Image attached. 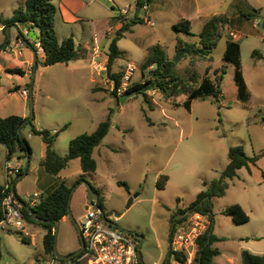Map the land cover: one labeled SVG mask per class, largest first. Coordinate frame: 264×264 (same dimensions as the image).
<instances>
[{"label": "rangeland", "instance_id": "obj_1", "mask_svg": "<svg viewBox=\"0 0 264 264\" xmlns=\"http://www.w3.org/2000/svg\"><path fill=\"white\" fill-rule=\"evenodd\" d=\"M51 1L56 7L54 27L58 39L72 35L84 56L53 65H43L38 57L27 78L32 88L27 102L28 117L34 116L32 123L38 128L58 131L54 148L64 154L71 138L92 132L110 116L108 133L93 151L97 163L94 172H83L76 158L57 176L47 174L39 164L44 146L41 137L31 132L29 123L20 128L32 150L28 171L21 177L25 189L30 194L39 189L45 195L59 180L71 186L69 209L73 220L69 216L60 219L53 229L57 252L68 254L80 246L75 222L82 219L88 201L84 190L89 183L100 192V204L107 216L119 213L115 221L119 227L143 235L142 263L162 264L172 215L203 189V180L220 175L228 162L229 147L240 144L248 156L258 159L250 170L238 169L237 176L228 180L223 196L212 198V232L219 237L213 243L219 249L214 264H242L243 250L264 254V0H151L146 3L148 10L141 8L138 12L136 0H69L67 7H60V0ZM122 8L128 9L125 15L119 12ZM254 9L257 14L247 18L245 15ZM213 15H225L228 23L218 28L210 59L181 48L185 51L172 65V71L192 84H199L204 76L214 81L221 74L219 96L194 98L191 108L186 109L182 102L187 92L165 98L158 89L147 85L143 91L149 101L142 92L129 96L124 103L117 100L110 73L125 71L131 64L135 69L129 84L147 79V71L152 67L144 70L143 76L141 63L152 46L158 45L163 56L172 60L179 50L177 39L197 41L203 24ZM134 16L142 21L118 39L117 46L125 57L117 58L108 74L107 50L116 23ZM145 16H149V21H143ZM182 18L190 20L192 34L173 31L172 25ZM106 29L109 35L97 44L104 57L99 52L102 59L95 58L105 69L91 66V76L97 74L90 81V61L85 54L91 38H99ZM36 30L39 35V29ZM229 38L240 42L242 72L249 92L246 100L238 97L233 64L223 59ZM14 77L1 78L0 87L10 86ZM5 97L11 100L9 113L14 104L22 106L19 94ZM184 144L190 149L185 150ZM9 159L23 168L27 163L18 151ZM38 174L48 175L54 184L35 185L33 178ZM160 174L169 176L163 189L155 184ZM118 180L124 181L127 189L118 185ZM20 197L30 202L28 195ZM233 203L246 209L249 221L237 224L221 213ZM25 230L27 235L16 229H0V264H72L53 261L43 252L42 226L26 223Z\"/></svg>", "mask_w": 264, "mask_h": 264}, {"label": "trees", "instance_id": "obj_2", "mask_svg": "<svg viewBox=\"0 0 264 264\" xmlns=\"http://www.w3.org/2000/svg\"><path fill=\"white\" fill-rule=\"evenodd\" d=\"M151 0H136L135 7L137 12L143 8L146 3ZM56 7L51 0H25L22 7L15 9L13 15L9 18H1L0 24L2 30L5 31L6 27L12 24H20L28 29L38 28L40 31L38 41L43 50V65H53L56 63H67L71 60H76L84 56V54L75 46V42L72 36H68L62 40H59L54 27V15ZM257 9L249 12L245 16L247 18L256 15ZM120 16L119 18H121ZM142 21L138 16H134L131 19L121 20V25L116 29L115 35L111 38L108 50H107V62L106 69L108 74L111 71V66L117 58H124V51H121L117 46V41L124 33L131 30L132 25ZM144 21V20H143ZM228 23V18L225 15H213L208 18L202 26L201 31L198 33V40L195 42H182L177 39L176 49L184 48L192 54L198 55V57L210 59L211 50L216 46L218 28ZM174 32H183L186 34H192L191 22L187 18H182L180 21L172 25ZM23 37L24 41H28L29 46L35 50V46L30 39H26L23 33L17 35ZM8 41L6 42V44ZM257 51H254V54ZM225 61L231 62L234 66V81L237 86L238 97L241 100H246L248 97V88L243 76L241 66V53H240V42L236 39L229 38L226 41V47L223 54ZM172 60L166 59L160 47L158 45L152 46L149 53L141 63V73L145 76L144 70L149 67L147 71L148 78L142 81H136L128 84L122 94L129 91L134 93L142 92L145 100L147 93L143 89L147 85H152L155 89H158L165 98L175 97L183 92H187L186 99L182 102V105L186 109L191 108V103L194 98L202 97L205 95H214L215 97L221 94L219 86V78L212 81L210 78L202 77L199 84H192L190 80L184 79L177 76L172 71ZM9 72H20L19 68L8 69ZM125 71L116 73H110V78L114 81L113 94L119 101L121 94L117 93V88L122 82V78ZM30 86V84H29ZM32 116L26 123L31 124V132L39 135L45 145L44 156L40 160V165L50 175L57 176L62 169H64L68 162L72 159H79L80 167L83 172H93L96 170L97 163L93 157V151L98 146L102 139L108 133L110 127V116L100 121L96 128L88 133H80L75 137L71 138L68 142L67 151L64 154L58 153L54 148V142L58 131L52 132L47 128L37 129L32 124ZM24 120L19 115H0V143L4 144L7 153L6 158L9 159L13 153L19 151L20 156L30 157L31 148L28 141L19 135L17 128ZM64 125L63 127H65ZM228 162L222 169L220 175L217 178L211 179L209 182H204L205 186L200 192H198L193 201H191L185 207H178L173 215L178 213H185L187 210L199 211L208 216L209 224L205 231L198 237L199 251L193 264H213V258L219 254V249L213 247L212 244L219 238L211 232L208 235V231L212 225V198L221 197L224 195L227 187L228 180L237 176L238 169L242 167L250 168V165H255L258 157L248 156L243 149V146L233 145L228 149ZM28 165L20 171V174L27 173ZM250 170V169H249ZM168 181L166 174H160L155 182L156 187L163 189ZM119 185L127 187L124 181L118 180ZM94 190H96L93 187ZM4 190L3 184H0V200L2 197V191ZM71 186L68 185L64 180L59 181L54 185L53 189L47 193L41 195L40 200L37 204L31 206L27 203L33 211L36 212V216L46 220L41 222L31 218L27 210L22 207V213L27 223H34L42 226L45 229V233L42 237L43 252L51 256L56 262H69L72 264H81L78 260L80 254L74 258L68 260L56 259L53 254V241H54V230L55 221L60 220L63 216L67 215V201ZM98 192V190H96ZM6 192L12 193L11 186L6 189ZM16 195V194H15ZM17 198H20L16 195ZM23 200V199H22ZM24 201V200H23ZM178 201V200H177ZM100 204V198L98 200ZM101 205V204H100ZM221 213L229 216L234 223L240 224L245 223L249 220V215L243 209L239 203H233L221 210ZM173 215L170 219L173 218ZM1 218V214H0ZM184 217L176 220V223L181 222ZM23 238V237H22ZM1 239V238H0ZM25 240V238H23ZM199 252L201 255L199 256ZM176 259L184 258L181 253L175 252ZM242 264H264V254H255L247 250L241 252ZM166 264H169L167 262Z\"/></svg>", "mask_w": 264, "mask_h": 264}, {"label": "built area", "instance_id": "obj_3", "mask_svg": "<svg viewBox=\"0 0 264 264\" xmlns=\"http://www.w3.org/2000/svg\"><path fill=\"white\" fill-rule=\"evenodd\" d=\"M143 9L148 10V4H145ZM119 12L125 15L128 9L122 8ZM144 21H149V16H145ZM255 23L257 22L255 21ZM25 37L28 38L27 33ZM33 44L42 49L39 41L34 40ZM25 46L23 37L18 36L7 44V48L13 54H20ZM97 66L105 69L104 64L97 63ZM134 69L135 66L131 64L126 67L122 82L117 88L118 94L126 89ZM29 93L28 88H26L20 92V95L28 97ZM22 169L23 167L13 165L9 160L5 161L4 190L0 200V229L3 231L16 229L27 235L28 232L25 230L27 222L21 210L22 206L15 200L12 193L6 192L15 178L21 175ZM41 195V192L30 194L28 196L30 198L29 204L31 206L37 204ZM184 216L185 218L181 222L174 224L169 238L168 246L173 254L167 261L169 264H193L199 251L198 237L209 224L208 216L199 211L187 210L182 217ZM106 217L109 221L103 219L101 212L95 208L92 201H87L82 219L77 223L83 241L78 257L81 264H143L139 254L137 234L119 227L115 223L117 217L114 215H106ZM175 252L181 253L184 258L176 259ZM53 261L56 260L53 259Z\"/></svg>", "mask_w": 264, "mask_h": 264}, {"label": "crops", "instance_id": "obj_4", "mask_svg": "<svg viewBox=\"0 0 264 264\" xmlns=\"http://www.w3.org/2000/svg\"><path fill=\"white\" fill-rule=\"evenodd\" d=\"M24 3H25V0H0V17L1 18H9V17H11L13 15L15 9H17L19 7H22L24 5ZM68 3H69V0H60V7H67ZM16 25L18 26V28L21 31V33H23L24 37H25L26 33L29 30H33V32L36 35V38L38 39L39 35L36 34V31H37L36 29L37 28L28 29L27 27H25L23 25H20V24H16ZM120 25H121V22L118 21L116 23V29ZM108 29H106L105 32H103L102 35H100L99 38L97 36H94V38H91V42L92 43H90L89 50L87 49V51H86L87 54H85V56L90 61V64H89L90 65V79H89L90 81H91V79L94 81L95 77H96V74H97V73H92L93 75L91 76V70H93V68L91 69V66L93 67L94 64L97 65V62L95 61V58L99 57V59H102V58H100L101 57L100 53L103 54V57H104V54H105L102 50H100V48L98 49L97 44L101 42L102 37H106L107 35H109L108 34L109 33ZM107 31H108V33H107ZM17 35H18V33L16 32V30L14 28H10L9 29V39L7 40V34H6L5 31L2 30V25L0 24V79L1 78L10 79L8 77L17 76V78H15V77L13 78L12 84L10 86L6 87L5 89L0 87V115L1 116H7V115L14 114V115H19V116H21L23 118H26V117H28L27 102H28L29 97H30L31 92H32V88H31V86H29L27 78L30 77V75H31V73H32V71L34 69V66L37 63L38 57H41V59L43 60L44 54H43V50L38 48L37 46H35V50H33L28 45H26L24 47V49L22 50V52L20 54L11 53L9 51V49L7 48V44L12 42L13 40H15V38H17ZM69 36H72V35H69ZM26 39H28V38H26ZM60 40H62V39H60ZM7 41H8V43L6 44ZM30 42H31V40H30ZM74 42H75V40H74ZM75 46H76V43H75ZM98 63L102 64V62H98ZM15 68H19L21 71L20 72H15V73L8 71V69H15ZM26 88H28V90L30 92L29 96L28 97H22L20 95V92L22 90L26 89ZM16 93L19 94V96L21 97V100L23 102L22 106H17L16 104H14L13 105L14 106L13 111H11L9 113L7 110H8V107H9V104H10L11 100H7L5 96H8V95L11 96V95L16 94ZM34 127H36V126L34 125ZM36 128L37 129H41V128H38V127H36ZM30 130H31V127H30ZM43 145H44V143H43ZM184 147H185V150L190 149L188 144H184ZM6 153H7V149H6L5 145L0 143V184L4 183V164H5V161L6 160L10 161V159L6 158ZM18 153H19V155H21V152L18 151ZM31 153H32V150H31ZM44 153H45V145L43 146V149H41V151H40V156H41L40 160L44 156ZM40 160H39V164H40ZM15 165L23 167L21 164H18V163L15 164ZM28 168H29V163H28ZM41 176H39V174L35 175V177L33 178V182L35 183V185L41 187V186H44L45 184H50V185L54 184L52 178H50L48 175L44 174V175H41ZM21 177L20 178L17 177L18 179L15 178V180L13 181V185H14L13 187H14V190H15V194L18 195L19 197H20V194H26V195L29 196L30 193H29V191H27V189H25L24 184H23L24 178H21ZM17 180H18V182H16ZM59 181H61V180H59ZM168 181H169V176H168ZM209 181L203 180L202 181V185H203L204 182H209ZM58 182H56V184ZM204 187L205 186L203 185V189H204ZM125 188L127 189V187H125ZM33 192H41V191H39V189H35ZM41 193H43V192H41ZM97 193H98V200H99V198H101V194H100V192H97ZM84 196L88 199L87 190L86 191L84 190ZM177 200H178L177 202L180 201L179 199H177ZM130 204H131V202L129 201L127 206H129ZM243 209L246 211V209L244 207H243ZM115 214H119V213H115ZM115 214H113V215L115 216ZM118 216H120V214ZM65 217H67V215L63 216L61 219L65 218ZM136 234H139V233H136ZM142 237H143V235H142ZM143 240H144V237H143ZM143 240H142V242H143ZM212 246H213V244H212ZM255 254H257V253H255ZM45 263H47V261H45ZM213 264H214V258H213Z\"/></svg>", "mask_w": 264, "mask_h": 264}, {"label": "water", "instance_id": "obj_5", "mask_svg": "<svg viewBox=\"0 0 264 264\" xmlns=\"http://www.w3.org/2000/svg\"><path fill=\"white\" fill-rule=\"evenodd\" d=\"M262 25H263V27H264V21H263ZM10 28H14V29L16 30V32L18 33V35L21 33V31L19 30V28H18V26H17L16 24L9 25V26L6 27V29H5V32H6V34H7V40L9 39V29H10ZM27 36H28L29 39H32V40H35V38H36V35H35V33L33 32V30H29V31L27 32ZM25 43H26V45L29 46L27 40L25 41ZM3 46H4V45H3ZM182 51H185V50H183V49H179V50H177L175 56H174L173 59H172L173 62H177V61L179 60V58H180V56H181V54H182ZM34 67H35V66H34ZM133 94H134V91H129V92H127V93L121 94V95L119 96V102H120V103H124V101H125L129 96H131V95H133ZM30 97H31V95H30ZM29 119H30V117H26V118H24V120H23V121L21 122V124L18 126L17 131H18V133H19L20 136H21V134H20V128H21V126H22L25 122H27V120H29ZM26 158H27V163H26L25 168H26L27 165H28V159H29V156L27 155ZM21 176H22V175H19L18 178H20ZM18 178H17V179H18ZM13 186H14V185L12 184V185H11V190H12V194H13L15 200H16L18 203H20L21 206L24 207V208L27 210V212L30 214L31 218H33V219H35V220H38V221H41V222H45L46 220L41 219V218H39V217L36 216V212L33 211V209H32V208H31V207H30L25 201H23L22 199H19V198L16 197V195H15V190H14V187H13ZM86 186H87V192H88V200L92 201L93 204H94V206H95V208L98 209V210L101 212L103 219H105L106 221H109V220L107 219V217H106V214H105V212H104V209H103L102 206L98 203V193H97V191L94 190L93 187H92L89 183H86ZM71 191H72V190H71ZM71 191H70V193H69V197H68V201H67V216H69V217L73 220V216H72L71 211H70V209H69V200H70ZM118 215H119V214H115V217H118ZM183 215H184V213H178V214H176V215L173 216V218H172V220H171V223H170L169 238H170V235H171V233H172L173 226H174V224L176 223V220L179 219V218H181ZM58 222H59V220H56V221H55L56 227L58 226ZM75 226H76V230H77V234H78V239H79V244H80L79 248H77L76 250H74L73 252H70V253H68V254H60V253L57 252V249H56V238H55V236H54V241H53V254H54V256H55L56 259L68 260V259L74 258L75 256H77V255L80 253V251H81V249H82V246H83V241H82V237H81V235H80V233H79V231H78V224H77L76 222H75ZM212 228H213V226L211 225V227H210V229H209V231H208V235L211 234V232H212ZM122 229H123V228H122ZM124 230H126V229H124ZM137 236H138V239H139V254L141 255V252H140V246H141V243H142L143 237H142V235H140V234H137ZM168 244H169V241H168ZM200 255H201V252H199V256H200ZM172 256H173V254L170 252V248L168 247L167 255H166V257H165V259H164V262H163L162 264H166L167 261H168Z\"/></svg>", "mask_w": 264, "mask_h": 264}, {"label": "flooded vegetation", "instance_id": "obj_6", "mask_svg": "<svg viewBox=\"0 0 264 264\" xmlns=\"http://www.w3.org/2000/svg\"><path fill=\"white\" fill-rule=\"evenodd\" d=\"M169 247V246H168ZM167 252H168V249H167ZM167 252H166V255H167ZM166 255H165V257H166ZM165 259V258H164ZM164 262V261H163Z\"/></svg>", "mask_w": 264, "mask_h": 264}]
</instances>
